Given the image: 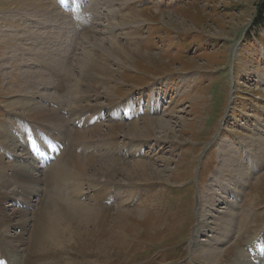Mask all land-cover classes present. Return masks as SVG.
<instances>
[{
	"label": "rangeland",
	"instance_id": "374dc122",
	"mask_svg": "<svg viewBox=\"0 0 264 264\" xmlns=\"http://www.w3.org/2000/svg\"><path fill=\"white\" fill-rule=\"evenodd\" d=\"M42 1L43 7L29 9L22 0H0V154L6 153L0 155V207L18 208L1 195L21 199L19 176L23 170L42 176L34 168L38 163L46 176V191L38 186L44 199L65 204L80 189L79 201L96 204V213L86 222L68 221L62 247L41 254L26 250L20 264H264L252 242L264 239V159L243 190L249 195L237 199L239 211L247 205L253 212L249 232L233 225L221 237L218 224L232 196L213 211L209 207L213 175L226 164L224 145L228 150L237 144L233 149L246 162L240 142L264 131V1ZM93 63L105 71L91 68ZM34 102L57 110L65 128L47 123L55 122L56 113ZM129 105L140 118L156 109L158 115L149 117L170 123L173 131L157 126L149 139L127 137L124 130L136 120ZM36 109L52 117L37 122ZM10 135L17 157L5 151ZM75 157L98 165L114 161V180L98 183L89 174L92 166L85 174L77 162L71 172ZM134 157L155 164L160 177L132 182L123 166ZM31 207L28 215L44 228L53 210ZM202 220L209 225L205 231ZM7 225L0 221V259L3 252L14 254L11 239L19 233ZM212 245L218 249L211 251L214 262L208 256Z\"/></svg>",
	"mask_w": 264,
	"mask_h": 264
},
{
	"label": "bare ground",
	"instance_id": "6f19581e",
	"mask_svg": "<svg viewBox=\"0 0 264 264\" xmlns=\"http://www.w3.org/2000/svg\"><path fill=\"white\" fill-rule=\"evenodd\" d=\"M22 1H23L22 3L23 8L33 9L34 6H38L40 8L43 7L42 0H22ZM114 43L116 42H113L112 45ZM126 45H127L126 47L129 49L134 48L132 47L133 44L131 45V42L130 43L128 42ZM87 63L88 62L86 61L85 64ZM91 65H92L91 68H94V67L96 68L95 70H98L101 72L105 71L104 65H101L99 67H96L95 63ZM129 102L131 104L133 101L130 100ZM34 103H36L37 105L43 106L48 111L56 113L57 117H56L55 122L48 121L47 123H52L54 125H57L58 127L65 128V125H63V117L61 116V114H59L57 110L46 107L37 102H34ZM35 111H36V114L33 116V118L37 119L38 120L37 122H43L39 120L52 117L51 113L48 114V112L43 109H36ZM128 113H130L133 117L134 116L136 117V120L133 121L131 124H129L127 128L124 130V134L129 138H133L135 140L149 139L152 136H155L157 126H160V128L164 130L167 134L173 131L170 128L171 127L169 125L170 123H168L167 125V122H165L159 117L156 119H153V117H149V116L158 115L156 109L154 110L153 115L147 114V111H146L144 113V116L140 118L139 114L137 115V113H139V109L135 107H131L129 105ZM72 115H75V114H72ZM93 119H94V122H97L98 119L100 120V118H93ZM28 120H32V119L28 118ZM81 123L82 122H80L79 124ZM4 131L7 134H9L6 130ZM256 131H257V128H256ZM260 132H261L260 136L256 135L257 133H255L254 134L256 135L255 137H251L248 140L240 142L241 145L244 144L245 147L247 148L248 155H247L246 162H244L242 157L240 158L238 157V152L234 151L233 147L237 145V144L233 145L234 142L230 143L231 146L229 147L228 150L224 149L226 145H224L222 149V156L225 158L226 164L221 165V169L218 170V173H215L213 175L215 176L214 182L216 186L213 189L214 196L211 198L212 204L209 205L210 211H213V208L217 206L218 204H220L221 200L227 201L228 197H231V196L235 200L230 199L231 201L227 203L228 211L227 213H225V215L223 216V219H221L218 224L219 225L218 229L222 233L221 237L228 235L231 232V227L233 225H239L240 227L242 226L241 228L242 231H244L245 229L246 231L249 230V227L251 225V217H250L251 214H248V212H252V211L248 208L249 206L246 205L243 208H241L242 211H239V209L236 206L238 202L237 199H239L242 195L245 197L249 195L247 192L243 194V190L247 188V184L249 180L256 173V171L258 170L261 164V161L264 159V157H262V154L264 153V131H260ZM93 133L98 136L100 135L101 137L112 138L111 134L109 133L102 134V131H95ZM10 137H11V142L9 143V147L4 146L5 151H8V150L14 151L15 149V140L13 139L12 135H10ZM17 146L18 148L21 147L20 145H17ZM1 148H3V146ZM140 149L141 148L136 146L132 150V152H136L137 150H139L138 152L139 154L141 151ZM71 151L69 153L73 154L71 153ZM12 154L14 155V157H17L16 151L12 152ZM0 155L5 157L6 153L3 152V154H0ZM49 155L50 154L48 152L45 154V156H49ZM106 155L108 157H111L110 154L106 153ZM11 157L13 158V156ZM18 157L21 158L23 156H18ZM251 157L253 159H251ZM24 158H28V157L24 156ZM144 159L145 158L134 157L132 158L133 161L128 162L123 166V169H124L123 171L131 179V181L136 184L139 182L141 183L148 182L150 180L151 174H154L155 176L160 177L159 176L160 171L156 168L155 164H149L148 162H145ZM29 160H31V158ZM17 161L20 162L21 160L17 159ZM75 162L81 165V167L85 171V174H88V170L90 166H92V170H90L89 174L92 175V177H94L95 181L97 180L98 183L102 182V180L103 182L104 181L111 182L115 178L114 171H115L116 163L110 159L103 160L102 162H99L100 165H98V162L97 161L95 162V160L81 158V157H75L74 159L71 158L69 163L75 169V170L71 169L72 170L71 172H75L78 169V167L75 165ZM10 163L11 162H7V166L11 170H13V167L10 165ZM12 163L15 165L14 162ZM30 163L31 161L29 162V164ZM35 164H36V167L34 168L38 169L40 172V175L42 176H39L38 174H32L29 170L22 171V175L19 176V178L21 182L23 183L24 192L18 195V196H22L21 199H18L16 196H13L12 194L11 195H1V200L3 201L11 200L15 203V206L18 207L15 211H12L14 207H12L11 210H8L5 207L3 208V210H1V207H0V211L2 212V216L0 218L1 223L9 224L3 228L5 229H7L8 227L16 228L19 231V233H17L11 239L10 247L12 248V245L15 247L14 254L5 255L3 252L2 253L3 258L0 260V264H20V256L24 252L26 253V255L24 257L22 256V259L23 258L26 259V256H27L26 250H28L29 254H41L42 252H46L53 247H56V246L58 248L62 247L65 243L68 242L66 238L68 237L67 234L69 233L68 231L69 228L66 223L68 221L71 222L72 219H75V221L76 219H78L79 221L86 222V221L91 220L93 215L96 213V210H95L96 204L95 205L93 204L92 206H87V204H83L79 201L80 194H81L80 189L77 191L70 190L72 191V195L74 196L72 197L71 200L70 199L65 200V204L62 203V201L59 200L58 198H54L49 195L47 196V198L44 199L43 196L41 195V189H44L43 190L44 192L46 191V186L44 182L46 180V176L43 174V171L40 169V167L37 166L38 163H35ZM11 170H8V172ZM13 175L14 173L12 171V176ZM62 177H63L64 182H67V183L69 182L68 179L64 178L66 176H62ZM70 177H73V176H70ZM40 184H41V189L38 187ZM25 185H34V186L29 189H26ZM124 188L125 186H122L121 189H124ZM49 191H50V187H49ZM117 192H118V195L121 196V199H123L125 195V194L122 195L123 191L117 190ZM224 194L225 196L223 197ZM59 195L60 194L58 192L57 196ZM44 196H45V193H44ZM34 199H35V203H32ZM34 204H36V206L40 204V206H42V208L46 210H51V211L53 210V215L52 216L50 215L51 218H48L44 228L40 226L36 227L32 216L30 214L28 215V212H30V210L32 209L31 206H34ZM242 204H244V200ZM4 205H5V202H3V206ZM22 214L23 216L21 217ZM237 218L239 219L238 221H237ZM207 225L208 223L203 222V220L200 223L201 229H203L204 231ZM214 229L217 230V228H214ZM263 231L264 229L261 232ZM261 232L257 236H259ZM70 234L72 236L75 235L73 232L72 233L70 232ZM254 239L252 242L258 244L256 248L257 250L256 258H262L264 257V255L261 254V257H259V254H260L259 251H261V249H264V239L263 238L262 239L256 238V240ZM221 241L223 240L222 239L216 240V242H221ZM217 250L218 249H213V245L210 247V249H208V254H209L208 256L210 260L211 259L213 260V262L216 259V257L214 253L211 251H217ZM26 264H29V263H26ZM57 264H70V263L68 261L66 262V259H65V261L58 262ZM234 264H242V263H234Z\"/></svg>",
	"mask_w": 264,
	"mask_h": 264
},
{
	"label": "trees",
	"instance_id": "16d2710c",
	"mask_svg": "<svg viewBox=\"0 0 264 264\" xmlns=\"http://www.w3.org/2000/svg\"><path fill=\"white\" fill-rule=\"evenodd\" d=\"M264 1V0H263ZM264 3V2H263ZM264 21V20H263Z\"/></svg>",
	"mask_w": 264,
	"mask_h": 264
}]
</instances>
